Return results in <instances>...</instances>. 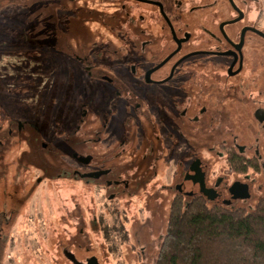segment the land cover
<instances>
[{
  "label": "flooded vegetation",
  "instance_id": "1",
  "mask_svg": "<svg viewBox=\"0 0 264 264\" xmlns=\"http://www.w3.org/2000/svg\"><path fill=\"white\" fill-rule=\"evenodd\" d=\"M29 10L39 33L27 34L45 38L57 65L32 92V120L1 119L0 166L11 168L0 175V264H158L161 212L194 200L264 206V0H39ZM30 164L46 176L32 186ZM78 187L93 203L81 219ZM62 197L71 208L60 215ZM89 234L101 252L79 245Z\"/></svg>",
  "mask_w": 264,
  "mask_h": 264
},
{
  "label": "rangeland",
  "instance_id": "2",
  "mask_svg": "<svg viewBox=\"0 0 264 264\" xmlns=\"http://www.w3.org/2000/svg\"><path fill=\"white\" fill-rule=\"evenodd\" d=\"M36 1L37 0H22L21 2L13 1L10 2V5L8 6V8L12 9L11 11L10 9L9 11H5L3 9L4 11L2 10V12H0V125L4 124V126H6V122L1 121L2 118H11V120H14L15 122H23L33 119V105H35V101L37 100V98L35 99L33 97L34 94H32V92H39L38 87L41 86L40 83L47 79L49 75L54 74L53 72L57 65L55 61V53H52L50 50L44 49L42 45H39L45 38L41 36V34H30V36L27 34L29 28L33 29L36 27L32 26V23L29 22L28 17H26V12H28L27 10L30 9L29 11L32 12L33 10H37L39 8V4H37ZM36 29L38 28L36 27L35 31ZM36 32L39 33L38 30ZM5 37L7 38L5 39ZM47 39L54 40V37L50 36ZM48 43H53V41H48ZM73 70L75 72V75L78 76V69L73 68ZM27 83H30V88L33 91L25 93L23 95L21 94L20 97H22V99H20L19 101L12 100V98L9 97V92L14 90L12 88L18 87L16 89H18L20 92H23L27 89ZM13 84H15L14 87H12ZM1 113H3V117L1 116ZM42 118L45 119L44 117ZM14 155L17 156L18 154L14 153ZM9 161L10 160H7L6 162L1 164L0 175H3V172L5 173L10 170L11 164H8ZM30 165L31 169L28 170L30 172V175L26 177L30 178L29 181L32 186L35 185V180H37L38 178H44L46 176L43 175L42 171L38 167H36V165ZM0 177L2 178L0 179V187H2V183H4L7 179H5L6 177ZM18 178H20V181H22L24 176ZM57 187V190H59V188L61 187L65 191L68 190V192L66 193V201L70 205V197L72 195L70 187L65 186L64 184H58ZM78 189L81 191L82 188L78 187ZM51 190L55 191L54 188H51ZM55 192H52L51 194L50 199L52 200H50V204H59V196L58 194H55ZM41 194L44 195V192H41L40 195ZM55 198H57V201H55ZM64 198L65 197H62L61 199L63 211L62 213H60V215L64 214L65 211H69L71 208V206H65L66 201ZM79 198V204L81 205L80 209L82 207L81 211H79V216L81 219L83 214L84 216L86 215V212L88 211V205H93V203L91 201V195L87 192L82 193L81 191V193L79 194ZM34 203L38 205L37 201H35ZM41 205V207H44V203H41ZM129 211V216L131 217V219L134 218L133 220L137 222L138 213L134 211L133 207H129ZM161 213L164 217L162 220L161 217L156 218L157 221L154 230L158 229V232L163 234L165 229L164 223L166 224L167 220V212ZM53 216L55 218L51 217L49 219H58L59 212H53ZM81 226L82 225L80 224V229L83 228V226ZM59 228L60 232L62 231V229H64L61 227ZM83 229L85 230L84 235H86V233L89 232L90 228L87 227ZM53 236H55L54 233ZM88 236V241H90L91 243H86L87 239H83V236H79V245H91L94 246L96 252H101L104 248L102 247L98 234H95L93 236L89 234Z\"/></svg>",
  "mask_w": 264,
  "mask_h": 264
},
{
  "label": "trees",
  "instance_id": "3",
  "mask_svg": "<svg viewBox=\"0 0 264 264\" xmlns=\"http://www.w3.org/2000/svg\"><path fill=\"white\" fill-rule=\"evenodd\" d=\"M13 1L22 0H0V12ZM166 236L158 264H264V206L247 213L194 200L170 212Z\"/></svg>",
  "mask_w": 264,
  "mask_h": 264
}]
</instances>
